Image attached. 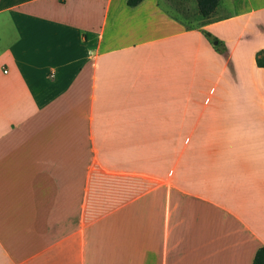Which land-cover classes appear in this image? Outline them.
<instances>
[{
	"label": "crops",
	"instance_id": "crops-1",
	"mask_svg": "<svg viewBox=\"0 0 264 264\" xmlns=\"http://www.w3.org/2000/svg\"><path fill=\"white\" fill-rule=\"evenodd\" d=\"M246 1L192 22L169 0H0V264H251L264 0ZM234 20L223 50L203 33Z\"/></svg>",
	"mask_w": 264,
	"mask_h": 264
},
{
	"label": "rangeland",
	"instance_id": "rangeland-1",
	"mask_svg": "<svg viewBox=\"0 0 264 264\" xmlns=\"http://www.w3.org/2000/svg\"><path fill=\"white\" fill-rule=\"evenodd\" d=\"M169 1L170 2L168 3V5L178 15L185 17V18L188 17L189 21L197 22L196 16H199V15H197V10H196L195 4H194L195 0H169ZM253 2L254 3L259 2V0H254ZM247 6H248V1H246V0H233V1L219 0L218 5H217V10H218V12L221 13V15H222L221 17H223L224 15H228L229 13L230 14L234 13V11H236V12L241 11L242 9H244ZM192 19H194V21ZM240 25H241V23L239 20H234L231 23V25H228V28L230 29V31L226 35V37H227L226 40L222 39V38H218L217 35L213 36L212 33L210 34V32H208L210 34V37L213 36L215 39L211 40L210 37H208V36L206 38L212 43L214 41H216V39H217L218 48L220 50H223V48L226 47V45H224L225 41L231 42V41L235 40V35L239 31ZM255 27L257 30H260L259 26H255ZM249 30H250V27L245 32H244V30L239 32V35H238V37H240V45H238L239 48H242L241 46L244 44V42H246V39L249 37V35H250L248 33ZM260 48H264V47L260 46L257 49H260ZM244 49H246V48H244ZM255 51L256 50H254V52Z\"/></svg>",
	"mask_w": 264,
	"mask_h": 264
},
{
	"label": "trees",
	"instance_id": "trees-1",
	"mask_svg": "<svg viewBox=\"0 0 264 264\" xmlns=\"http://www.w3.org/2000/svg\"><path fill=\"white\" fill-rule=\"evenodd\" d=\"M140 0H126L129 6L135 5ZM219 0H195L196 8L201 16H207L217 5ZM204 35L210 37V34L203 30ZM211 40L215 39L213 36ZM214 46L216 43L213 44ZM254 63L262 67L264 71V48L257 49L254 52ZM251 264H264V246H258L254 252Z\"/></svg>",
	"mask_w": 264,
	"mask_h": 264
}]
</instances>
